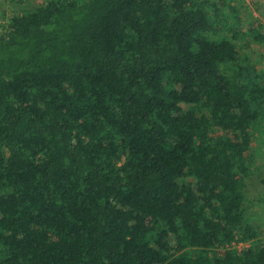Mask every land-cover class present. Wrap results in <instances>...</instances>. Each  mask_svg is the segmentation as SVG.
I'll list each match as a JSON object with an SVG mask.
<instances>
[{
  "label": "trees",
  "instance_id": "1",
  "mask_svg": "<svg viewBox=\"0 0 264 264\" xmlns=\"http://www.w3.org/2000/svg\"><path fill=\"white\" fill-rule=\"evenodd\" d=\"M237 1H9L0 264H264V26Z\"/></svg>",
  "mask_w": 264,
  "mask_h": 264
},
{
  "label": "rangeland",
  "instance_id": "2",
  "mask_svg": "<svg viewBox=\"0 0 264 264\" xmlns=\"http://www.w3.org/2000/svg\"><path fill=\"white\" fill-rule=\"evenodd\" d=\"M11 2L12 0H0V24L2 22V17H3V12L5 11L6 13H9L10 7H11ZM40 1V0H36ZM240 4H243L245 6H249L251 14L245 19V27L246 29H249L252 24H256V22L261 23L264 26V0H238ZM246 13V11H244ZM264 32V30H263ZM255 49V56L263 63L264 65V46H256ZM249 196L251 199H257L259 196L264 193V186L263 187H250L249 188ZM255 201L256 206L259 207V212L257 215H264V203L263 204H258L259 201ZM262 212V213H261Z\"/></svg>",
  "mask_w": 264,
  "mask_h": 264
}]
</instances>
